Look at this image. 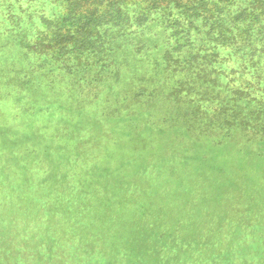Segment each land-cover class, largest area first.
<instances>
[{
    "label": "trees",
    "instance_id": "1",
    "mask_svg": "<svg viewBox=\"0 0 264 264\" xmlns=\"http://www.w3.org/2000/svg\"><path fill=\"white\" fill-rule=\"evenodd\" d=\"M6 4L12 12L23 15L29 24H39L40 28L36 29V35H39L36 48L39 50L44 47L45 51H50L52 55L49 60L66 70L67 65H74L68 73H79L81 70L83 76L87 74L84 79L89 82L100 83L107 77L105 80H109L111 85L105 89L109 93L123 80L122 71H128L129 77L125 80H134L135 84L134 91L130 94L132 100L128 102L127 95H124L122 110L112 115H108L109 112L105 114V110L100 109L104 127L112 128L110 134L117 139L122 135L128 137L157 131L158 123L151 119L154 109L147 107L148 100L155 97L169 101L171 109L176 112L172 114L167 107L163 115L167 120L177 117L179 111H186L184 116L188 117L187 110L190 111L191 101L187 98L193 92L204 97L206 105L224 98L222 92L232 95L229 100L234 106L238 99L248 100L244 106L245 110L248 107L250 109L246 110V119L241 117L240 110L237 114L227 115L226 112L234 111L227 105L220 109L211 108L209 118L214 120V117L222 115L225 118L222 125L224 127L239 126L245 131L251 132L253 128L264 131V0H6ZM0 39V65L16 63L17 58L27 68L29 65L26 62L30 63L31 57L22 46L28 50L29 47H25L23 41H18L22 46L16 45L15 40H9V36ZM129 42L132 43L133 55H137V58L113 59L118 48L127 46ZM149 53L161 54L159 60L156 63L150 61ZM14 54L17 55L16 58ZM149 63H183L191 65L190 67H206V88L200 92L198 86L201 87L202 84L197 83L201 76L194 73L193 76L178 81L162 95L155 90L156 86L150 89L155 84L154 80L134 66L150 65ZM225 65L231 67L226 68ZM15 76L10 82H0L2 111H9L10 109L5 108L28 97L26 93H20L27 90L29 79H25L26 73L24 76L16 73ZM99 85H94L95 89ZM96 91L100 95L98 98L95 95L89 97V102L103 97V90ZM182 93H185L184 98L190 102L186 107L180 105L183 100L178 99ZM10 96L13 97L12 100ZM23 109L22 107L11 115H15V118L20 116L26 125L30 124L28 131L22 126L20 130L7 131L0 124V136L15 134L13 138L7 137L12 145L23 139L25 146L22 150L27 151L28 156H37L30 164L38 162L40 158L53 162L61 180L56 181L58 174L55 173L51 176L53 183L48 178L42 181L44 184L31 182L27 174L32 164L30 167H15L16 171L9 173L0 171V189H20L22 197L38 196V193L45 191L52 195L50 200L44 201L43 211L41 203L36 204L34 211H40L42 217L31 223L32 230L23 233L20 240L48 244L61 257L62 264H76V258L80 254L78 252L96 254L83 243L86 236L85 240L80 239L82 248L76 245L80 238L78 226L90 223L89 228H86L88 233L91 231L89 241L99 238L118 247L111 251L115 255L111 259L107 254L96 251L97 256L105 260V264H158V261L173 260L172 257L178 252L176 250L185 244L186 240L183 239H191L187 232L190 228L184 223L180 224L182 221L166 227L160 225L155 211L164 206L165 198L162 195L168 192L170 185L162 188L159 185L161 175L157 177L156 173L159 170L158 158H163V166L169 165V161H165L172 160L169 157L177 154L176 148L170 144L164 156L145 153L140 149L129 159H125V155L112 157L107 150L95 154L87 152L84 156L85 150L80 152L79 142L75 151L57 152L41 132L46 123L28 120L30 115ZM257 120L263 121V124L260 123L257 127ZM121 130H124L122 135L119 134ZM183 132L189 133L188 130ZM29 137L31 139L27 142L33 140L34 146L38 147L25 142ZM249 140L251 139H246V143H250ZM4 146L1 151L7 150ZM39 147H42V151L37 154ZM11 148L9 156L0 155V162L11 160L10 166H17L19 163L15 160L14 153L18 147ZM61 157L65 160L63 164L56 160ZM113 158L114 161L120 159L124 162L115 163ZM68 167L73 172L76 168L72 176L66 171L62 174ZM147 169L155 171L147 173ZM2 175L11 177L14 183H7ZM55 204L57 206L53 207ZM80 204L87 216L78 210ZM64 206L69 208L67 214L70 216L61 213ZM12 211L18 219L19 216L24 221L30 219L25 218L29 213ZM85 218L88 223L83 221ZM95 228L98 233L94 231ZM92 246L90 245L91 248ZM188 246L192 247V244L188 243ZM68 247H75L77 254H65L63 249ZM166 247L171 249L167 258L163 256ZM36 254L43 253L38 248ZM126 258L129 261L133 258L135 261L129 262Z\"/></svg>",
    "mask_w": 264,
    "mask_h": 264
},
{
    "label": "rangeland",
    "instance_id": "2",
    "mask_svg": "<svg viewBox=\"0 0 264 264\" xmlns=\"http://www.w3.org/2000/svg\"><path fill=\"white\" fill-rule=\"evenodd\" d=\"M6 6V0H0V38L9 36L11 38L9 40H15L16 45H21L19 42L23 41L24 46L29 47V50L21 46L27 53L29 52L31 62L27 61L26 65L29 66L25 68V65H21V60L17 59V55L14 54L16 63L0 65L1 83L15 79L16 73L23 76L26 73L24 77L29 79L27 90L20 92L21 94L26 93L28 97L6 107L5 109H10L9 111L0 110L3 112L0 113L1 128L13 132L16 129L20 130V126H22L28 131L27 128L30 124L26 125L20 116L15 118V115H11L23 107V111L30 115L28 120L46 123L41 132L45 139H48L54 146V150L61 153L65 150L75 151L79 142L80 152L85 150L84 156L88 154L87 152L95 154L98 151L107 150L112 157L125 155V159H129L140 149H143L145 153L164 156L172 144L179 155L170 156L169 158L172 160L166 159L165 162L169 161V165L164 164V166L163 158H158L159 170H157L156 176L161 175L159 185L162 188L165 185H170V187H168L167 193H162V197L165 198L164 206L157 209L155 213H157L160 225L165 227L182 221L180 224L184 223L190 228L187 232L191 239H183L186 240L185 244L176 250L178 252L175 257H172L173 260L158 261L157 263L264 264V131L253 128L250 132L242 130L243 128L239 126L224 127L222 125L225 123V118L222 115L214 117V120L209 118L211 108L220 109L227 105L234 109L232 112H226L227 115L237 114L240 110L241 117L246 119V110L250 109L248 107L245 110L244 106L247 105L248 100L238 99L234 106V103L229 100L232 95L222 92L224 98L206 105L205 98L199 93L193 92L189 94L190 98H187L191 101L190 111L187 110L188 117L184 116L186 111H179V114H176L177 117L173 116L171 120H167L163 117L167 107L172 114L176 112L171 109L169 101L155 97L148 100L147 107L154 109L151 119H155L158 123L157 131L153 134L139 133L126 137L122 135L124 130H121L119 134L122 136L117 139L110 134L112 128L104 127L100 109H104L105 114L109 112L108 115H112L121 109L124 95H127L128 102L132 100L130 94L134 91L135 84L134 80H125L129 77L128 71H122L121 78L123 80L116 89L109 93L105 89L111 85L109 80H105L107 77H104L103 81L100 80V83L103 84L99 85V82L85 80L84 77L87 74L83 76L81 70L79 73L73 71L68 73L71 66L74 65H67L66 70L49 60L52 55L50 51H45L44 47L39 50L36 48V42L39 43V35H36V29L40 28L39 24L37 22L33 25L29 24L23 15L12 12L11 8ZM14 11H16L15 6ZM30 47L33 49L31 50ZM133 53L134 48L129 42L127 46L118 48L113 59L117 61L126 57L137 58V55H133ZM149 55L150 61L156 63L161 54L151 55L149 53ZM149 64L134 66L145 72V76L154 80L155 84L150 89L156 86L155 90L162 95L178 81L193 76L194 73H199L198 75L201 76L197 83L198 85L202 84L201 87L198 86L200 92L201 89L206 88V67L203 69L190 67L191 65L183 63L177 65ZM163 66L165 69H162ZM225 66L226 68L231 67L230 65ZM13 70L16 72L11 73L10 71ZM105 81L107 82L104 83ZM94 85L99 86L95 89ZM97 89L104 91L103 97L98 101L89 102L91 101L89 97L95 95L98 98L100 95L96 91ZM184 94H179L178 99L183 100L180 105L186 107L190 102H187ZM12 98L10 96L11 100ZM133 101L135 100L133 99ZM257 121V127L260 123L263 124V121ZM184 130H188L189 133L183 132ZM14 136L15 134L0 136V155L9 156L12 150L11 146H17L14 158L19 165L10 166L11 160H4L0 162V171L9 173L15 170V167H30L32 164L27 174V178L31 182L44 184L42 181L48 178L53 183L54 179L51 176L55 173L58 174V171H55L54 163L40 158L38 162L30 164L31 160L37 156L33 157L34 154L28 156L27 151L22 150L25 146L23 139H19L14 145L10 144L8 138ZM248 138L251 139L250 143H246ZM29 139L31 137L27 138L25 142ZM28 144L35 145L33 140ZM3 145L7 150L1 151ZM34 147H38V145ZM36 151L37 154L40 153L42 147ZM56 160H60V164L65 162L63 157ZM117 161L121 160L117 159L114 162ZM60 164L57 165L58 168ZM75 169L74 172H76ZM65 171L70 176L74 174L70 167L66 168L62 174H65ZM154 171L155 169L146 170L147 173ZM2 176L7 183H14L11 177ZM59 180L61 178L58 174L56 181ZM149 182L152 183V181ZM22 195L20 189L15 190L11 187L0 189V264H62L61 257L53 252L50 245L33 240H20L23 233L32 230L31 223L42 217L40 211H34L36 204L41 203L42 209L44 201L50 200L52 195L46 191L38 193V196L29 195L26 197L24 195L22 197ZM16 203L18 205H15ZM56 206V204L53 205V207ZM83 208L80 204L78 210L87 216L85 209L82 211ZM68 209L64 206L61 213L67 214ZM12 210H17L21 214L29 213L30 216L27 215L25 218L30 219L24 221L21 220L23 219L21 216L18 219ZM83 221L88 223L86 218ZM89 225L78 226L80 238L76 245L82 248L83 244H80L82 243L80 239L85 240L86 236L87 239L83 243L96 254L78 252L80 254L76 258V264H105V260L100 259L96 251L99 250L101 253L107 254L111 259L113 258L111 256H115L111 251L118 247L99 238L89 241L91 231L88 233L86 230ZM94 231L98 233L97 229ZM75 238L78 239V236ZM188 243L192 244V247H189ZM90 245H93V248ZM75 247L64 248L63 250L67 252L64 253L67 255L77 254ZM38 248L43 253L42 255L36 254ZM170 250V247H166L163 256L167 258ZM84 251L88 250L84 249ZM128 259L126 258V261H129ZM132 260L135 261L130 258V261ZM141 262L143 263L142 260Z\"/></svg>",
    "mask_w": 264,
    "mask_h": 264
}]
</instances>
